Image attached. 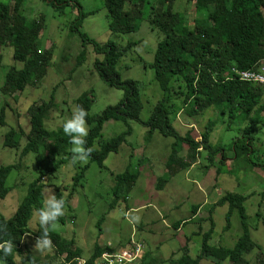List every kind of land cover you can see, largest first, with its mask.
<instances>
[{
	"label": "rangeland",
	"instance_id": "374dc122",
	"mask_svg": "<svg viewBox=\"0 0 264 264\" xmlns=\"http://www.w3.org/2000/svg\"><path fill=\"white\" fill-rule=\"evenodd\" d=\"M2 2L9 4L10 0ZM64 2L65 0H15V7L21 9L28 24L36 19L42 22L40 48L52 50L47 74L41 81L35 80L24 91L14 95L4 93L2 88L7 73L12 67L21 68L22 65L15 62L11 46L0 48L3 56L0 65V115L4 112V123H0V165L16 167L6 183L10 192L5 199L0 200V214L5 218L15 215L29 185L38 175L35 154L30 153L20 160L27 139L25 134L30 130L29 108L47 102L54 96L56 107L44 124L47 130L56 131L63 129V124L71 118L81 95L87 93L94 98L89 108L91 116H97L108 106L116 105L124 96L122 90L103 82L94 69L95 60L102 57L94 53L91 44L83 45L81 36L74 28L79 18V6L87 14L81 21L80 31L92 41L98 44L115 42L120 49L130 42H137L120 60L118 70L123 78L133 79L139 84L144 105L140 115L143 121L149 119L157 103L166 95L155 80L154 70L150 68L158 43L164 36L151 27L146 17L140 22L137 31L115 34L109 30L105 0H71L69 4ZM186 8L185 12L190 17V5ZM192 16L202 18L204 13L195 12ZM82 52L85 54L84 60L79 64L78 56ZM187 110L178 111L175 122L171 115L173 126L183 136L193 130V136L201 142V134L205 132L208 118L211 117L215 125L210 142L213 149L218 150L210 153L203 149L191 167L176 173L163 187H159V182L169 174L167 163L178 142L159 131L149 135L147 127L133 120L128 123L111 120L104 124L103 141L110 140L129 128L132 133L127 136L126 143L118 153L108 156L102 168L97 163L88 161L90 164L82 181L83 186L79 185L75 192L70 194L73 177L78 167L85 164L77 163L73 166L69 161L55 177L42 181V193L51 187L56 195L58 186L63 195L69 197L65 215L62 216L64 221H58L54 232L65 240L72 241L75 248L81 249L83 258L89 259L97 245L114 250L126 247L133 234L145 244L146 251L158 263L169 264L168 259L176 254L180 257V250L187 244L189 255L196 258L203 242V236L198 233L209 231L213 224L209 244L222 248L220 256L218 259L205 257L199 264H231L230 251L245 231L244 221L237 210L231 213L228 223L226 217L229 205H216L221 196L227 193L247 197L244 203L247 215L245 223L252 241L264 250V126H249V120L242 122L239 118L229 125V117L221 116L214 109L207 110L202 116L193 117L187 115ZM87 125L90 130V125ZM247 128L253 129L252 135L255 137L251 161L244 160L245 155L240 157L241 160L228 159L220 172L219 160L222 155L227 158L235 157L233 143L247 134ZM10 130H15L22 136L17 149L3 146L4 137ZM61 153L65 155L67 152L62 149ZM186 154L187 147L184 146L180 150V156ZM130 167L135 171L137 179L129 193L117 200L113 194L115 176ZM44 198V195L39 198L41 206ZM197 206L200 208L194 216ZM129 213L138 215L139 223H130L126 216ZM179 221H184L180 227ZM27 230L31 235L25 239L33 254L46 264H65L64 257L58 256L55 249L43 255L33 250L36 240L34 233L42 230L38 218L33 214ZM258 255L260 251L255 249L246 258L255 263ZM16 260L22 263L19 256H16Z\"/></svg>",
	"mask_w": 264,
	"mask_h": 264
},
{
	"label": "trees",
	"instance_id": "16d2710c",
	"mask_svg": "<svg viewBox=\"0 0 264 264\" xmlns=\"http://www.w3.org/2000/svg\"><path fill=\"white\" fill-rule=\"evenodd\" d=\"M70 1L65 0L67 4ZM105 2L109 14V30L112 33L135 32L146 17L151 27L164 36L158 43L150 68L154 70L155 80L166 95L157 103L149 119L143 121L140 115L144 105L139 84L133 79L123 78L118 70L120 60L134 48L137 42H130L120 49L115 42L98 44L92 41L80 31L81 21L87 14L78 5L79 18L74 28L81 36L83 45L91 44L94 53L102 57L95 60L96 73L107 85L124 92L123 98L116 105L108 106L97 116H91L89 113L90 104L94 100L91 94H83L77 99V105L88 112L86 119L90 130L85 147L93 149L90 163H97L102 168L108 156L111 153H118L120 147L126 143L127 136L132 133L129 128L120 135L103 141L101 138L104 124L111 120L126 123L133 120L147 127L149 135L159 131L162 135L175 138L178 142L167 163L169 174L159 182V187H163L176 173L191 167L203 149L210 153L218 150H214L210 142L215 125L211 117L208 118L205 132L201 134V142H199L193 136V130H189L183 136L173 126L178 111L187 108V115L193 117L202 116L201 114L206 113L207 110L214 109L221 116L229 117V125L239 118L242 122L249 120V126L254 124L264 126V85L240 80L237 73L259 71L264 67V0H105ZM189 5L190 17L185 12ZM195 12H203L204 17L192 16ZM41 23L36 19L32 24H28L27 18L21 14V9L15 7V0H10L9 4L0 0V48L11 46L15 62L22 65L21 68L12 67L7 73L2 88L4 93L14 95L22 92L29 84H33L35 80L41 81L47 74L52 50L40 48L39 35L43 30ZM84 55L82 52L78 56L79 64L83 62ZM2 60L3 56L0 53V65ZM55 107L56 103L52 96L49 101L32 106L28 110L30 130L25 134L27 139L20 160L30 153L35 154L38 175L29 185L15 215L5 218L0 214V228L6 226V231L0 232V242L10 240L13 243V253L6 258V264H28L32 259L35 260V264H46L29 250L25 234L29 233L27 226L33 211L42 207L39 200L44 186L42 181L55 177L61 167L68 164L72 155L69 137L64 134L63 129L50 131L45 128L44 123ZM0 123H4L3 111L0 115ZM248 128L247 134L233 143L235 157L227 158L222 155L219 160L220 172L223 171L222 167H225V161L228 159L241 160L240 157L245 155L244 160L251 161V154L254 152L252 142L255 137L252 135L253 129L248 130ZM21 138L19 132L10 130L4 137L3 146L17 149L20 147ZM184 146L187 147V154L180 156V150ZM62 149L66 150L65 155L61 153ZM90 163L78 167L73 177L70 194L75 192L79 185L83 186L82 181ZM15 169V165H0V200L5 199L10 192L6 183ZM136 179L137 175L131 167L115 176L113 194L117 200L129 193ZM56 197L64 199L66 207L69 197H65L58 186ZM246 200L247 197L243 195L227 193L216 203L221 206L229 205L226 217L228 223L231 213L235 210L244 221L245 232L230 251L231 264H264V250L252 241L245 223ZM199 208V206L195 208L194 216ZM59 221L63 222L64 219L60 217ZM184 221H179L178 227ZM262 223L264 225V219ZM213 230L212 224L209 231L198 233L203 236V242L201 252L196 258L189 255L187 244L180 250L182 253L180 257H177L179 254L173 255L167 262L199 264L205 257L218 259L222 248L209 244ZM41 234L42 230H38L34 236L38 238ZM50 237L57 255L64 257L65 264L71 263L75 257L83 256L81 249L75 248L72 241L65 240L60 234L50 231ZM255 249L260 251V255L253 263L246 256ZM113 250L110 247L95 246L88 259L89 263L103 252ZM16 256L21 258L22 263L16 260ZM0 259H4L2 252ZM140 264H161V262L158 263L147 251Z\"/></svg>",
	"mask_w": 264,
	"mask_h": 264
},
{
	"label": "clouds",
	"instance_id": "9594fccd",
	"mask_svg": "<svg viewBox=\"0 0 264 264\" xmlns=\"http://www.w3.org/2000/svg\"><path fill=\"white\" fill-rule=\"evenodd\" d=\"M87 116L88 112L83 107L77 106L74 108L71 118L63 124V132L69 137V142L73 145L70 149L72 153L70 164L73 166L77 163L87 164L93 153L92 148L85 147L87 144L86 137L89 135ZM45 193H42L45 197L42 207L36 209L33 213L34 217L38 218L39 225L42 229V234L35 240L33 250L39 252L41 255L53 251L55 245L50 237V231H55L57 229L59 218L65 215L64 199H58L51 187L46 188ZM126 216L130 223L135 224L140 221L138 215L129 213L126 214ZM5 231L6 226L0 228V232ZM30 235L31 233L25 234V238ZM0 252L3 253L4 257V259H0V264H6V258L13 253L12 241L5 240L0 242ZM104 255L107 256L108 253H104ZM28 264H35V260H29ZM73 264H86V262L79 257H75Z\"/></svg>",
	"mask_w": 264,
	"mask_h": 264
},
{
	"label": "built area",
	"instance_id": "2783aa9c",
	"mask_svg": "<svg viewBox=\"0 0 264 264\" xmlns=\"http://www.w3.org/2000/svg\"><path fill=\"white\" fill-rule=\"evenodd\" d=\"M237 73L240 80L264 85V67H261L259 71L253 70ZM146 252L145 244L141 240L136 239L133 234L127 242L126 247L113 251H105L92 263H89V260L83 257H81V259H83L86 264H140ZM104 253H108V255L106 256ZM73 261L68 264H73Z\"/></svg>",
	"mask_w": 264,
	"mask_h": 264
},
{
	"label": "crops",
	"instance_id": "0c3cea01",
	"mask_svg": "<svg viewBox=\"0 0 264 264\" xmlns=\"http://www.w3.org/2000/svg\"><path fill=\"white\" fill-rule=\"evenodd\" d=\"M198 211H199V210H198ZM197 213H198V212H197ZM181 225H182V224H181ZM181 225H180V226H181ZM180 226H179V227H180Z\"/></svg>",
	"mask_w": 264,
	"mask_h": 264
}]
</instances>
